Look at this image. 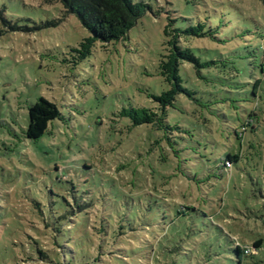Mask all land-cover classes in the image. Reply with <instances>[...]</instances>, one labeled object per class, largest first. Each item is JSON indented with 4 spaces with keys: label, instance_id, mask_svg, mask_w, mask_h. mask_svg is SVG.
<instances>
[{
    "label": "rangeland",
    "instance_id": "obj_1",
    "mask_svg": "<svg viewBox=\"0 0 264 264\" xmlns=\"http://www.w3.org/2000/svg\"><path fill=\"white\" fill-rule=\"evenodd\" d=\"M133 1L150 11L82 59L92 34L60 4L0 0L16 26L0 35V264H264V1ZM169 20L215 30L181 42L211 65L181 66L194 97L180 95L169 112L176 155L164 132L121 116L168 90L159 65ZM40 98L62 118L31 141L29 108ZM230 154L241 158L227 169ZM141 222L139 235H113ZM112 239L145 259H97ZM237 246L254 256L240 263Z\"/></svg>",
    "mask_w": 264,
    "mask_h": 264
},
{
    "label": "trees",
    "instance_id": "obj_2",
    "mask_svg": "<svg viewBox=\"0 0 264 264\" xmlns=\"http://www.w3.org/2000/svg\"><path fill=\"white\" fill-rule=\"evenodd\" d=\"M42 1L44 4L51 6L60 4L63 7L66 16L74 15L77 17L82 26L92 34V37L85 40L84 44H82L83 50L79 51L82 52V59L90 55V49L97 41L110 44L125 39L128 36V33L137 25L138 21L151 9L147 4L143 2H134L133 0ZM0 23V35H3L7 31L16 30V26L7 19L5 9L0 10ZM173 23V20H169V24L165 28L164 33L168 38L167 48L166 54L162 56L159 65L160 75L168 85V90L163 92L160 96H150L154 104L153 107L147 108L138 106L132 107L128 110L124 109L121 112V116L130 120L132 129L148 126L154 131L164 132L165 138L168 141V147L173 151V155H176L179 153V151L174 148L176 142H172L168 135L175 130H180V127L168 123L169 112L176 109V101L180 95H185L190 99H193L194 97V93L183 85L184 81L180 74L181 66L183 64H189L200 74L202 69L209 68L211 65V63L208 62L203 63L190 49L182 48L181 42L183 39L188 38H215V30L213 28L206 30V26L202 23L198 26L179 29L173 27ZM261 70L264 73V63L261 65ZM257 86L258 83L255 85L252 92L255 101H258L259 97ZM256 116V112H252L248 115V120H244L240 128L235 131L237 139H244L245 133L249 128H252V118ZM61 118L62 115L55 104L49 102L45 98H40L36 104L29 108L30 121L25 132L26 138L31 141L39 140L49 131L50 123ZM240 158V155H228L224 161L225 168L232 169L234 163L238 162ZM183 210L178 209V214L181 215ZM135 215L138 216V213ZM134 219L137 218L134 217ZM130 223L129 231L126 232V228L121 226L116 230V233H113L115 238H125L128 240V238L132 237L131 234L139 235L140 232H138V230L143 231L145 228V223L143 222L140 223L142 229H136L134 226L131 227L132 224ZM129 232L131 234H128ZM109 245L110 247L107 244V247L105 248L102 245H99L96 250L97 259H100V256L108 258L107 261H128L129 258H134L139 261L145 259L142 254L143 249L132 248L129 241L125 243H116V240L112 239ZM260 247L261 241L254 244V248L256 249H259ZM235 253L240 263L245 256H254L245 254L244 249L240 246L235 248Z\"/></svg>",
    "mask_w": 264,
    "mask_h": 264
},
{
    "label": "built area",
    "instance_id": "obj_3",
    "mask_svg": "<svg viewBox=\"0 0 264 264\" xmlns=\"http://www.w3.org/2000/svg\"><path fill=\"white\" fill-rule=\"evenodd\" d=\"M245 252H246V253H248V252H249V250H246Z\"/></svg>",
    "mask_w": 264,
    "mask_h": 264
}]
</instances>
